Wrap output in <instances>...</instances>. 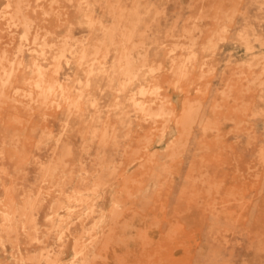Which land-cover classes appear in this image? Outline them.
<instances>
[{
	"label": "rangeland",
	"instance_id": "374dc122",
	"mask_svg": "<svg viewBox=\"0 0 264 264\" xmlns=\"http://www.w3.org/2000/svg\"><path fill=\"white\" fill-rule=\"evenodd\" d=\"M0 264H264V0H0Z\"/></svg>",
	"mask_w": 264,
	"mask_h": 264
},
{
	"label": "bare ground",
	"instance_id": "6f19581e",
	"mask_svg": "<svg viewBox=\"0 0 264 264\" xmlns=\"http://www.w3.org/2000/svg\"><path fill=\"white\" fill-rule=\"evenodd\" d=\"M116 31V30H115ZM115 31L113 32V36H115L114 34ZM112 35V34H111ZM243 38L245 39V36L243 35ZM247 50L248 51H252L254 50V46H250V44L247 42ZM66 45L64 46V49L60 52V57H65L66 58ZM98 52H96L94 54V56H97ZM87 57V54L83 53L80 60H84L85 58ZM189 61V59H188ZM70 59H67V63L70 64ZM251 64V63H250ZM120 68H122V71L125 75H127L128 77H130V82L136 80V79H139V76H138V73H136L135 71L132 70L133 68V64L130 61L127 62V64L125 65H122L120 64V61L119 60H115L113 62V64H111V69H106L105 68V65L102 66L101 62L99 61V59H94L92 64L89 66V69L87 71V74L89 76L88 78V86L90 84V77H93L96 73H103V74H107L108 75V79L110 81V87H112L113 85V82H114V78L112 77V73H116V71ZM29 69L32 71V74L38 76V77H41V78H45L46 75H47V71H48V66H44L41 61L39 60V57L37 55H32V58H31V61H30V65H29ZM179 69L183 72L185 69H186V61L182 62L180 65H179ZM153 71V69L151 70ZM32 80V78L30 77L29 80H27L28 82ZM38 86H40V84H37ZM59 88L62 90V85L61 84H58ZM149 94V90L146 86H141L138 90L137 93L135 94H132L129 98V100L131 102H133V105L135 107L136 110H141L143 109L144 107V102L137 98V96H140V97H145ZM127 98V96H126ZM82 96L80 97V99L77 101L79 103V105L77 106L78 107V110H79V115L82 116V114H84V109L82 107ZM95 102L92 103V105H94ZM66 147V145H65ZM68 147V148H67ZM67 147H66V152H69V146L67 144ZM68 149V150H67ZM84 249H80V250H77V252L75 253V257L74 258H78L80 256H82L84 254Z\"/></svg>",
	"mask_w": 264,
	"mask_h": 264
}]
</instances>
